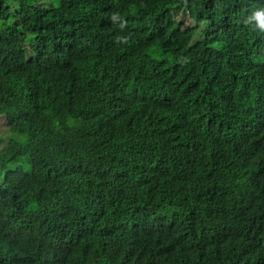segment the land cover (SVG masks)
<instances>
[{"label":"trees","instance_id":"obj_1","mask_svg":"<svg viewBox=\"0 0 264 264\" xmlns=\"http://www.w3.org/2000/svg\"><path fill=\"white\" fill-rule=\"evenodd\" d=\"M262 7L0 0V264H264Z\"/></svg>","mask_w":264,"mask_h":264},{"label":"rangeland","instance_id":"obj_2","mask_svg":"<svg viewBox=\"0 0 264 264\" xmlns=\"http://www.w3.org/2000/svg\"><path fill=\"white\" fill-rule=\"evenodd\" d=\"M43 3H45V0H42ZM177 15H179V17L181 18L180 19V22L182 24L183 27H187V26H191L193 23L190 22L189 18L186 16V15H183L181 14L179 11L176 13ZM199 29L197 31V34L195 35V38H194V42H197L198 40L201 39V36H200V33H199ZM5 121L3 119V117L0 116V137L4 140L8 137V131L7 129L5 128V125H4ZM11 139L12 136L9 134V137L8 139ZM4 143H1L0 144V151L3 150L4 148Z\"/></svg>","mask_w":264,"mask_h":264},{"label":"clouds","instance_id":"obj_3","mask_svg":"<svg viewBox=\"0 0 264 264\" xmlns=\"http://www.w3.org/2000/svg\"><path fill=\"white\" fill-rule=\"evenodd\" d=\"M118 16L114 15L112 17L115 20ZM246 26L254 25L255 29H258L260 32H264V7L259 8L251 12L247 18L242 21Z\"/></svg>","mask_w":264,"mask_h":264}]
</instances>
